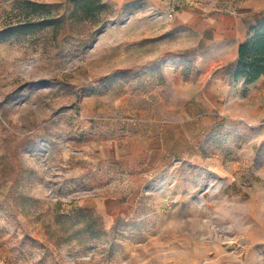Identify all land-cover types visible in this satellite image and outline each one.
Returning <instances> with one entry per match:
<instances>
[{
	"label": "rangeland",
	"instance_id": "1",
	"mask_svg": "<svg viewBox=\"0 0 264 264\" xmlns=\"http://www.w3.org/2000/svg\"><path fill=\"white\" fill-rule=\"evenodd\" d=\"M26 1L73 6L0 0V264H264V122L183 104L166 74L181 54L198 80L201 36L178 21L248 26L264 0H103L104 28L58 33L17 31ZM74 209L98 237L62 218Z\"/></svg>",
	"mask_w": 264,
	"mask_h": 264
},
{
	"label": "crops",
	"instance_id": "2",
	"mask_svg": "<svg viewBox=\"0 0 264 264\" xmlns=\"http://www.w3.org/2000/svg\"><path fill=\"white\" fill-rule=\"evenodd\" d=\"M185 18L178 21L175 26L178 29L185 27L194 29L201 36V43L205 48L202 44L201 48L199 46L194 48L198 67L197 82L185 80L181 60L185 61L186 57L180 54L177 60L170 61L172 65H169L166 74L170 88L178 95V101L185 104L188 99L193 100L195 97L196 100H202L209 95L211 98L208 104L211 106L216 105L219 99H225L224 107L232 114H243L258 122H264V76L251 85H245L243 79L232 78L238 60V48L245 41L250 27L257 22L247 26L239 17L223 13ZM180 53L184 55V52ZM187 87L198 88V91L192 89L188 95L182 92L183 88ZM119 200L122 203L123 200Z\"/></svg>",
	"mask_w": 264,
	"mask_h": 264
},
{
	"label": "trees",
	"instance_id": "3",
	"mask_svg": "<svg viewBox=\"0 0 264 264\" xmlns=\"http://www.w3.org/2000/svg\"><path fill=\"white\" fill-rule=\"evenodd\" d=\"M72 10L68 15L52 14L49 6L30 1L24 2L27 11L25 12L26 21L17 25V31L23 28L47 29L54 27L56 33L62 31L67 25L73 22H89L99 25L100 29L105 27L103 13L108 5L103 0H72ZM36 14V16H34ZM264 76V20L257 22L250 27L247 37L238 48V60L232 72L234 80L243 79L245 85H251ZM65 214L64 219L71 223L70 227L78 225L79 229L89 237L96 238L98 219L93 215L86 214L82 209ZM76 220L74 223L73 221ZM75 231V232H76ZM72 235L66 237L70 239ZM98 237V236H97Z\"/></svg>",
	"mask_w": 264,
	"mask_h": 264
}]
</instances>
